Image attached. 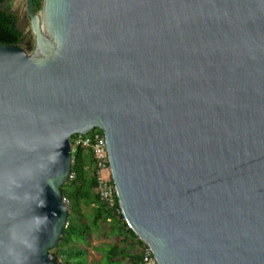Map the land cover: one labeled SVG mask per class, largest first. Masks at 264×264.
I'll return each mask as SVG.
<instances>
[{"label":"water","instance_id":"obj_1","mask_svg":"<svg viewBox=\"0 0 264 264\" xmlns=\"http://www.w3.org/2000/svg\"><path fill=\"white\" fill-rule=\"evenodd\" d=\"M0 43V264H59L69 139L97 128L156 264H264V0H26Z\"/></svg>","mask_w":264,"mask_h":264},{"label":"trees","instance_id":"obj_2","mask_svg":"<svg viewBox=\"0 0 264 264\" xmlns=\"http://www.w3.org/2000/svg\"><path fill=\"white\" fill-rule=\"evenodd\" d=\"M41 0H33L35 7L40 5ZM20 32L15 26V16L9 11L8 0H0V43L19 44L21 41ZM93 131H99L94 128L87 132L91 134ZM71 138L69 142H71ZM71 177L60 186L62 197L67 201V210L69 213L76 212L79 204L91 208V225L96 226L99 220L110 219L112 221L111 232L118 233L121 236H127L131 241L126 242L125 247L112 244L102 249V255L105 264H113L118 259L127 258L130 264H142L141 255L145 245L139 241L132 231L124 223L120 212H116L113 208H117L115 202L114 207L110 208L105 202L100 201L95 195L93 189L96 184L93 160L87 148L71 147ZM116 199V198H115ZM116 201V200H115ZM69 213L66 216V225L60 235L57 244L49 250L52 259L56 260V253L62 255V261L59 264H84L83 252L78 248L69 247L71 239H83L86 233L85 228L74 229L68 221ZM137 246L136 250H133ZM57 249V250H56Z\"/></svg>","mask_w":264,"mask_h":264},{"label":"rangeland","instance_id":"obj_3","mask_svg":"<svg viewBox=\"0 0 264 264\" xmlns=\"http://www.w3.org/2000/svg\"><path fill=\"white\" fill-rule=\"evenodd\" d=\"M8 2L9 11L15 16V26L20 32L21 42L19 46L24 48L26 43H29V45L32 44V36L26 14V0H8ZM65 205L67 207V201ZM67 213H69L68 210ZM91 213V208L82 204L77 206L76 212L69 213L68 221L73 228H85L86 233L81 240L71 239L68 246L78 248L83 252L84 264H105L102 255L103 248L112 244L125 247L127 245L126 242L131 240L127 236H121L118 233L111 232L112 221L110 219L99 220L96 226H92L90 223ZM137 248L135 246L133 250ZM58 252L55 251L56 260L59 263L63 258ZM113 264H130V262L129 259L123 258L118 259Z\"/></svg>","mask_w":264,"mask_h":264},{"label":"built area","instance_id":"obj_4","mask_svg":"<svg viewBox=\"0 0 264 264\" xmlns=\"http://www.w3.org/2000/svg\"><path fill=\"white\" fill-rule=\"evenodd\" d=\"M93 130V129H92ZM91 131V130H90ZM89 132V131H88ZM70 149L71 147H83L87 148L91 154L93 160V169L94 176L96 180L95 187L93 189L95 195L100 201L106 203L110 208L114 207L115 202V191L111 181L109 167L106 157L105 145L102 132L93 131L91 134H73L71 138ZM71 177V174H68L67 179ZM63 202L66 200L62 197ZM116 200V201H115ZM116 212H120L118 204L117 208H113ZM142 264H156L154 258L151 255L149 249L145 246L141 255Z\"/></svg>","mask_w":264,"mask_h":264},{"label":"flooded vegetation","instance_id":"obj_5","mask_svg":"<svg viewBox=\"0 0 264 264\" xmlns=\"http://www.w3.org/2000/svg\"><path fill=\"white\" fill-rule=\"evenodd\" d=\"M21 42V41H20ZM20 42H19V44H20Z\"/></svg>","mask_w":264,"mask_h":264}]
</instances>
